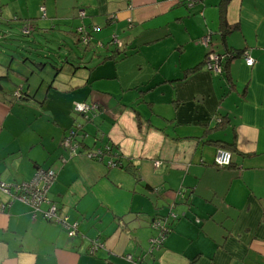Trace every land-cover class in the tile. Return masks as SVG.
Here are the masks:
<instances>
[{
	"label": "crops",
	"instance_id": "obj_1",
	"mask_svg": "<svg viewBox=\"0 0 264 264\" xmlns=\"http://www.w3.org/2000/svg\"><path fill=\"white\" fill-rule=\"evenodd\" d=\"M24 22L32 41L55 40L44 61L0 49V179L12 185L0 189V264H134L128 254L141 264H264V0H0V32ZM78 25L92 36L85 47ZM68 36L83 50L141 53L138 69L113 62L124 76L144 72L143 93L102 95L97 77L118 75L90 68L85 53L76 63ZM208 52L225 54L228 79L206 69ZM17 84L28 96L9 101L6 86ZM73 100L96 108L83 116ZM218 147L231 151L228 166L213 164ZM37 168L55 173L47 197L77 222L74 236L15 196ZM171 211V231L150 249L153 220Z\"/></svg>",
	"mask_w": 264,
	"mask_h": 264
},
{
	"label": "rangeland",
	"instance_id": "obj_2",
	"mask_svg": "<svg viewBox=\"0 0 264 264\" xmlns=\"http://www.w3.org/2000/svg\"><path fill=\"white\" fill-rule=\"evenodd\" d=\"M21 26L20 28H6L5 30L6 32H8L7 34H2L0 32V35H1L0 36L1 37L0 38V49L8 53L9 51H17L19 55L23 54L25 56L33 57L37 61H44L45 60L44 55H47V52H48L47 47L51 46L50 41H54L55 37L51 33L48 32V34L44 35L43 37H38L37 35H34V39L36 41H32L33 38H31L30 35L23 36V34L21 33ZM65 38L68 42V45L72 49V52H74L77 56L76 63L80 62L79 59H82V54L85 53L86 58L89 59L88 65L90 68L92 67V64H93L95 66L97 65L98 73H104V74L112 73L113 75L116 73L118 75V77L114 75L115 76L114 79H109V78L104 79V78L97 77V85L102 89V92H103L102 95H105L106 97L110 98V96H112L113 94L122 92L120 91V86H124L126 88V91H124L123 94L127 100L134 97L136 93H140V92L143 93L141 84H146L147 81L139 83V77H145L141 75L144 72H141V71H138L140 73L134 72L135 76H131L129 75V73H125V76H124L122 73V69H123L122 62L120 63L113 62V61L126 58V60H128L127 63H133L132 65L133 69H138L139 67L137 66V63H138L139 55L141 53L132 56L130 52L125 51L126 54L115 53L114 55H109L110 54L109 51H111L112 49H108L109 51H105V49L104 51H100V50L93 51V49L83 50L82 48L83 45L79 43L80 46H82L80 47L76 43H73L71 36H68ZM55 47H56V51H58V46H55ZM47 57H50V56H47ZM54 62L59 67L64 66L63 59L61 61L62 63H60L56 59H54ZM70 67L71 66L66 65V69L69 71L71 70ZM85 70L88 71V69L84 67L77 69V71H85ZM59 74L65 75L66 72H63L61 69L57 72V76H59ZM83 76H84V80L89 78V74L83 73ZM58 79L59 77H57L56 81ZM64 79L66 82H69V79H66V78ZM20 85L21 84L6 86L7 90L11 92V93L10 92L7 93L9 101H15L13 99H16V98H14L12 94H13V91L16 88H18ZM129 87L131 88L130 90H128ZM45 100L46 98L43 101ZM75 101H79V100L71 101L70 109H72V103H74ZM36 104H40V102H37ZM29 108L31 109L30 105H29Z\"/></svg>",
	"mask_w": 264,
	"mask_h": 264
},
{
	"label": "built area",
	"instance_id": "obj_3",
	"mask_svg": "<svg viewBox=\"0 0 264 264\" xmlns=\"http://www.w3.org/2000/svg\"><path fill=\"white\" fill-rule=\"evenodd\" d=\"M184 4L187 7H192L193 5H195L199 0H183ZM182 2V1H179ZM41 12L42 15H44V8L41 7ZM84 17V11L80 10L79 11V18H83ZM116 15H111V19L115 20ZM95 28V27H94ZM23 32L27 33L28 32V28L25 27L23 29ZM92 40V36L90 32H86L85 29L81 30L79 29V43L81 45H83L84 47L89 45L90 42ZM210 41V33L204 35L201 39H200V43L206 45L208 42ZM98 45L99 42H97ZM110 44L112 45H116L117 47H119V41L116 38L115 35H112V38L110 39ZM243 58L245 60V63L247 65H252L253 64V59L248 55V54H244ZM224 60V55L222 54H218L216 52H209L207 54L206 57V69L208 71H212V72H220L222 71V62ZM13 95L15 97H19L21 95V87H18L15 89ZM74 110L77 112H82V114H86L88 112H90L91 110H95V106L94 105H90L88 103L85 102H75L74 103ZM68 140L67 139L65 141L66 144H68ZM110 147H106V150H109ZM102 151L97 150L95 151V153L92 155V157H99L101 155ZM214 162L216 165L218 166H227L231 163V151H229L228 149H224V148H218L215 152L214 155ZM159 163L158 161L155 163V165L157 166ZM54 179V175L53 172L51 170H45V169H41V168H37L36 170V174L35 177L33 179V181H31L30 183H23V184H19V185H14L15 190H16V194L15 196L19 197V192H21V186L22 185H28V186H32L34 188L40 187V190H35L31 192V197L29 199L31 208L33 209L34 212H43V216L45 219L49 220V221H54L56 223H59L61 225H64L67 227V229L69 230L68 233L70 236H74L76 234V228H77V222H74L72 224H68L66 222V217L61 218L60 215L58 214V211L56 209V206L54 204H49V202L47 201L46 197H45V188L51 184V182ZM0 189H2L5 192H9L12 189V185L6 184L3 181H1L0 179ZM15 192V191H14ZM180 193V192H178ZM42 203H47L49 204L46 208L41 209V204ZM152 228L155 229L157 231L156 236H154L153 238L150 239V249H154L156 247H159V245L162 243V241L165 238V233H166V229L163 228L162 223L160 222V220H153L152 222ZM96 248V245L93 243V247L92 249ZM126 260H128L129 262H133L134 264H141V261H139L138 259H134L130 254L126 255Z\"/></svg>",
	"mask_w": 264,
	"mask_h": 264
},
{
	"label": "trees",
	"instance_id": "obj_4",
	"mask_svg": "<svg viewBox=\"0 0 264 264\" xmlns=\"http://www.w3.org/2000/svg\"><path fill=\"white\" fill-rule=\"evenodd\" d=\"M227 0H223V2H226ZM84 11V10H83ZM78 17H79V15H78ZM34 26V25H33ZM78 26H80V27H82L83 29H85V26L84 25H78ZM78 26L77 27H75V34L77 35V37H78V43H79V32H78ZM224 27L225 28H227V25L226 24H224ZM2 33V32H1ZM8 32H3L2 34H7ZM22 33V32H21ZM32 33V32H31ZM30 32L28 33L29 35L31 34ZM23 34V33H22ZM24 35H27V34H23V36ZM1 36V35H0ZM1 38V37H0ZM118 52V51H117ZM209 53V52H208ZM207 53V54H208ZM219 54V53H218ZM222 55H224V60H225V54H222ZM206 57H207V55H205ZM206 57H205V59H206ZM224 60H223V62H222V71H220V72H217V73H219V74H223L224 76H225V78L227 77V79L229 78L228 77V74L227 75H225L224 73V70L226 69L225 68V64H224ZM224 65V66H223ZM227 70V69H226ZM212 72V71H211ZM28 95H27V90L25 91V93H24V95H23V97L22 98H25V97H27ZM15 100H17V99H15ZM79 102H83V101H79ZM75 103V102H74ZM74 103L72 104V109H73V111H75L74 110ZM85 103H87V102H85ZM88 104H90V105H94L95 106V108H96V105L95 104H92V103H88ZM75 112H77V111H75ZM79 114H82V112H78ZM89 113V112H88ZM88 113H86V114H82L83 116H86ZM89 118V115L87 116V119ZM221 122H222V120H221ZM71 134H74L73 132H71ZM219 142V141H218ZM218 148H220V147H218ZM217 148V149H218ZM221 148H223V147H221ZM216 149V150H217ZM224 149H226V148H224ZM229 150V149H228ZM216 152V151H215ZM213 164L214 165H216L215 164V162H213ZM216 166H218V165H216ZM228 166V165H227ZM218 167H221V166H218ZM222 167H225V166H222ZM178 192H180V193H178ZM176 196H179V198H183V196H184V189H179V190H177L176 191ZM168 218H170V219H168ZM177 219V215L176 214H174L172 211L171 212H169L167 215H163V216H161L159 219H156V220H160V222L162 223V226H163V228L164 229H166L167 231H166V233H165V237H166V235L171 231V229H172V222L174 221V220H176ZM165 239V238H164Z\"/></svg>",
	"mask_w": 264,
	"mask_h": 264
},
{
	"label": "bare ground",
	"instance_id": "obj_5",
	"mask_svg": "<svg viewBox=\"0 0 264 264\" xmlns=\"http://www.w3.org/2000/svg\"><path fill=\"white\" fill-rule=\"evenodd\" d=\"M41 7H43L44 8V16H45V7L44 6H41ZM41 7H40V11H41ZM41 14H42V12H41ZM25 27H27L28 28V32L27 33H25V32H23V29L25 28ZM78 32H79V29H81V30H83V28L82 27H80V26H78ZM33 31V27H32V25H30L29 23H27V22H24L23 24H22V26H21V32L23 33V34H27V35H29L28 33L30 32H32ZM210 42V41H209ZM209 42L206 44V45H204V46H208L209 45ZM48 170H51L50 168H48ZM52 171V170H51ZM53 172V171H52ZM53 175H54V177H55V173L53 172ZM49 187H50V185H48L46 188H45V192H44V194H45V197H46V199H47V201L49 202V204H53V202H51L49 199H48V197H47V191H48V189H49ZM35 190H40V187H37V188H34V187H32V186H28V185H22L21 186V192H19V198L24 202V203H26V204H28L30 207H31V205H30V202H29V199H30V197H31V192L32 191H35ZM43 204H47V203H42L41 204V209H43L42 208V205ZM56 209H57V206H56ZM67 228V227H66Z\"/></svg>",
	"mask_w": 264,
	"mask_h": 264
},
{
	"label": "flooded vegetation",
	"instance_id": "obj_6",
	"mask_svg": "<svg viewBox=\"0 0 264 264\" xmlns=\"http://www.w3.org/2000/svg\"><path fill=\"white\" fill-rule=\"evenodd\" d=\"M19 87H21V86H19ZM14 91H15V90H14ZM14 91H13V93H14ZM24 93H25V91L23 90V88H21V95H20L19 97H15L13 94H12V95H13L14 98H16V99H20V98L23 97Z\"/></svg>",
	"mask_w": 264,
	"mask_h": 264
},
{
	"label": "water",
	"instance_id": "obj_7",
	"mask_svg": "<svg viewBox=\"0 0 264 264\" xmlns=\"http://www.w3.org/2000/svg\"><path fill=\"white\" fill-rule=\"evenodd\" d=\"M79 133H84V134H86V133L84 132V130H83V129H81V130H78V131L76 132V134H79Z\"/></svg>",
	"mask_w": 264,
	"mask_h": 264
}]
</instances>
